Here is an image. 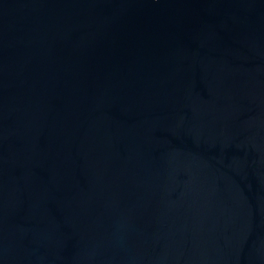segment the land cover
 <instances>
[{
    "label": "water",
    "instance_id": "95a60500",
    "mask_svg": "<svg viewBox=\"0 0 264 264\" xmlns=\"http://www.w3.org/2000/svg\"><path fill=\"white\" fill-rule=\"evenodd\" d=\"M0 264H264V0H0Z\"/></svg>",
    "mask_w": 264,
    "mask_h": 264
}]
</instances>
